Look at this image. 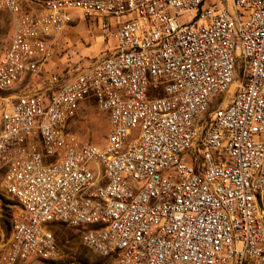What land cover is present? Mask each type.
I'll use <instances>...</instances> for the list:
<instances>
[{"label": "built area", "instance_id": "1", "mask_svg": "<svg viewBox=\"0 0 264 264\" xmlns=\"http://www.w3.org/2000/svg\"><path fill=\"white\" fill-rule=\"evenodd\" d=\"M38 3L25 9L20 0H0L10 14L2 84L28 50L21 38L29 29L47 45L48 59L52 41L73 25L97 28L106 53L75 74L49 75L42 88L30 84L0 106V162L4 144L26 137L11 152L15 166L2 183L19 212L0 264L54 255L56 223L87 233L83 245L106 258L133 253V261L118 264H264V215L255 195L256 183H264V0H113L115 13L107 6L83 13L75 1ZM126 62L144 65V73H122L124 90L94 104L107 117L104 142L68 131L56 146V117L77 108L65 97H76L83 84L101 91L112 82L106 71ZM41 70L32 69L33 77ZM179 74L187 82H178ZM144 83H160V91H145ZM208 90L222 93L220 107L211 108ZM130 124L143 126L137 147H130ZM108 150L133 151V159L112 163L114 175L102 188L86 180L91 196L83 188V205L75 206L71 187L84 172L101 170ZM39 153L48 160L39 161Z\"/></svg>", "mask_w": 264, "mask_h": 264}, {"label": "rangeland", "instance_id": "2", "mask_svg": "<svg viewBox=\"0 0 264 264\" xmlns=\"http://www.w3.org/2000/svg\"><path fill=\"white\" fill-rule=\"evenodd\" d=\"M40 0H20L25 9H35ZM10 32V14L0 10V48L7 42ZM106 53L105 40H102L97 28H86L73 25L64 30L60 37L52 41V52L41 70L40 75L33 77L28 70L22 77L13 79L8 85L10 91H0V106L13 100L14 96L25 92L26 86L42 88L51 74L71 75L93 65ZM232 90V89H231ZM226 93L227 97L230 92ZM75 105L72 116H66L64 135L68 131L80 140H87L97 145L104 142L107 133V117L98 111L94 102L87 96ZM218 100V99H217ZM222 105V99L213 108ZM0 178V252L7 240H13L15 217L19 212V204L8 194ZM53 236L56 251L47 259L30 258L17 264H111V261L83 245L78 228L61 223L53 224Z\"/></svg>", "mask_w": 264, "mask_h": 264}, {"label": "bare ground", "instance_id": "3", "mask_svg": "<svg viewBox=\"0 0 264 264\" xmlns=\"http://www.w3.org/2000/svg\"><path fill=\"white\" fill-rule=\"evenodd\" d=\"M75 1L78 5H82L83 13H93L94 6H98V13H105V6H107V13H115V6L113 0H58V2ZM137 3V0H123V6H132ZM32 22H39V14H32ZM41 32H48V25H41ZM22 49H28L25 55L19 62H14V67L11 73L10 83H1L0 91H10L8 85L13 82L14 78L22 77L28 70H41L48 61L47 45L43 44L42 38H37V30L29 29L21 38ZM32 65V69L30 68ZM144 73V65L139 62H126L125 64H116L111 71H106V78H112V82H106L101 85V91H94L93 84H83L77 89V96H66L65 105L75 106L80 99L85 97V94L92 99L94 104L108 103L111 97L124 90V83H122V73L130 72ZM178 82H187V74H179ZM135 90L143 91V83L135 82ZM145 91H160V83H144ZM94 92V93H93ZM86 96V98H87ZM218 99V100H217ZM222 99V93H216L215 90H208V101H211V108ZM67 115H60L56 117V124H58L59 135L55 136V145L63 146L65 143L64 127ZM143 140V126L138 124H130V147H137V141ZM26 137H18L17 143H7L1 147V156H6L3 162H0V178L5 180L9 170L15 166V153L17 145H25ZM133 159V151L126 150H108L100 160V169L94 171L84 172V180H79L71 187V196L75 206L83 205V188L84 196H91V188L86 187V180H92V188H102L104 181H111L114 175V168H110L112 163L116 165H124L125 161ZM48 153H39V161H47ZM60 163V155L52 156V164ZM255 195L258 206L261 208V214L264 215V183H256ZM84 227H91V220H84ZM53 233V231H52ZM82 243L87 241V233H80ZM52 238H54L52 234ZM53 255H47V258ZM111 264H118L119 261H133V253L130 250H118L108 255L107 257ZM232 264H246L245 258H238V262Z\"/></svg>", "mask_w": 264, "mask_h": 264}]
</instances>
